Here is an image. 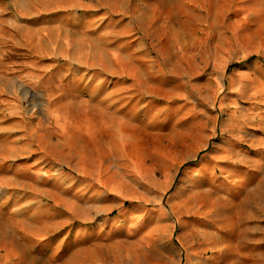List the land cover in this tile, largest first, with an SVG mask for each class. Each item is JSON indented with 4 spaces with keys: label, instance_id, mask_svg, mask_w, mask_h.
I'll return each mask as SVG.
<instances>
[{
    "label": "rangeland",
    "instance_id": "obj_1",
    "mask_svg": "<svg viewBox=\"0 0 264 264\" xmlns=\"http://www.w3.org/2000/svg\"><path fill=\"white\" fill-rule=\"evenodd\" d=\"M162 242L264 264V0H0V264Z\"/></svg>",
    "mask_w": 264,
    "mask_h": 264
},
{
    "label": "crops",
    "instance_id": "obj_2",
    "mask_svg": "<svg viewBox=\"0 0 264 264\" xmlns=\"http://www.w3.org/2000/svg\"><path fill=\"white\" fill-rule=\"evenodd\" d=\"M152 234L151 233H145L142 234L141 236H136L135 238H133V240L130 241V239H127V247H130V244L134 245L135 247H139L142 250L141 251H147V249H145V246L147 245V241L151 238ZM168 237H164V239H167ZM164 242H162L159 247H158V252H157V256H151V257H147V259H150L151 262H154L156 264H164V261L168 260V257L170 255L169 251H170V247L168 246H164L163 244ZM132 247V246H131ZM116 247H113V249H115ZM115 251H117V255H122L125 254L124 252H120L121 250L115 249ZM129 254V253H128ZM128 254L126 255V257H128ZM146 258V257H145ZM145 260V259H144ZM148 264V263H147ZM168 264V263H166Z\"/></svg>",
    "mask_w": 264,
    "mask_h": 264
}]
</instances>
